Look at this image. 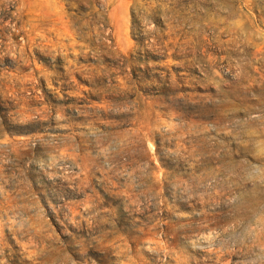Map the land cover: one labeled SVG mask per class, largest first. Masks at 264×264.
Wrapping results in <instances>:
<instances>
[{
    "label": "rangeland",
    "instance_id": "obj_1",
    "mask_svg": "<svg viewBox=\"0 0 264 264\" xmlns=\"http://www.w3.org/2000/svg\"><path fill=\"white\" fill-rule=\"evenodd\" d=\"M244 190L264 197V0H0V264H251ZM154 212L203 229L157 250Z\"/></svg>",
    "mask_w": 264,
    "mask_h": 264
},
{
    "label": "bare ground",
    "instance_id": "obj_2",
    "mask_svg": "<svg viewBox=\"0 0 264 264\" xmlns=\"http://www.w3.org/2000/svg\"><path fill=\"white\" fill-rule=\"evenodd\" d=\"M245 8L250 7L255 3V0H237ZM238 13V8L236 6V14ZM78 150V145L73 143H67L62 148V152L68 155H75L74 151ZM154 181L152 178H145L149 190L146 192V195H153L155 202L153 205L155 208L159 209L161 213L170 212L174 205H172L166 195L165 185L169 181L167 175L161 176L159 179H156L155 182L160 184V189L152 191L154 189L150 182ZM176 187H183L184 189L191 188L188 181H180L176 183ZM155 190V189H154ZM255 191L244 190L236 196V214L238 220L241 223L242 231L236 233V245L239 247L240 251H247L254 255L251 260V264H264V197L254 193ZM125 199H128L127 208L135 213L146 214L148 211L152 210L151 205L148 206V200L142 199L141 195L132 192L125 191L123 194ZM134 206H137L134 208ZM150 220L147 222L145 233L152 238H155L158 235H164L168 237L166 242L153 241L157 242L155 249L159 250L164 248L167 253H171L173 250L168 247L170 244H173L174 240L177 238V231L186 232L187 230L194 229L200 230L203 227H191L190 221L183 222H173L172 220H165L163 215L158 216L156 212L149 214L147 216ZM164 221L165 226L160 228L159 221ZM190 227V228H189ZM205 237L209 238L205 240L206 243H201L199 245L200 249L204 251V248L208 249V252L214 254L218 259H224L226 257V252H224L223 242L219 239L215 240V234L204 233ZM213 257H211L212 259ZM198 262H203V259H197ZM181 263V261H180ZM228 264V263H225Z\"/></svg>",
    "mask_w": 264,
    "mask_h": 264
}]
</instances>
